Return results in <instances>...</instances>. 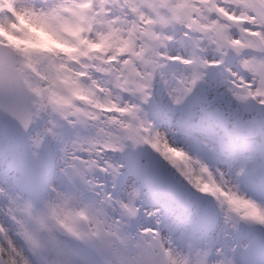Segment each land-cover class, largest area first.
<instances>
[{
	"label": "clouds",
	"instance_id": "9594fccd",
	"mask_svg": "<svg viewBox=\"0 0 264 264\" xmlns=\"http://www.w3.org/2000/svg\"><path fill=\"white\" fill-rule=\"evenodd\" d=\"M197 45L199 56L223 60L237 84L243 77L241 87L254 91L259 77L244 62L264 61V0H0V95L47 136L32 214L0 203L3 259L11 249L17 264H194L189 241L160 225L146 235L149 217L140 212L129 221L121 207L128 192L140 188L143 198L159 181L194 196L220 221L219 239L205 242L213 243L209 264H220L228 247L247 249L238 240L245 229L264 233V130L252 129L242 148L194 138L154 111L153 101L167 97L158 80L151 101L137 91L148 90L153 49L187 58ZM251 103L264 108L259 98ZM78 138L95 142L92 154L84 143L80 159L103 162L86 180L69 177L72 164L83 165L64 151ZM108 162L123 165L116 187L100 170ZM137 169L149 178L138 179ZM20 223L42 246L39 254L19 235Z\"/></svg>",
	"mask_w": 264,
	"mask_h": 264
},
{
	"label": "snow or ice",
	"instance_id": "6c2138e0",
	"mask_svg": "<svg viewBox=\"0 0 264 264\" xmlns=\"http://www.w3.org/2000/svg\"><path fill=\"white\" fill-rule=\"evenodd\" d=\"M223 39L228 42L227 37ZM220 51L226 55L223 46ZM223 65V60L210 62L199 56L198 45L187 58L181 55H160L153 49L146 60L148 71L145 79L148 90L141 84L137 91L144 94L145 102L151 101L158 80L167 90V97L161 96L153 101L154 111L179 124L194 138L214 137L224 147L242 148L252 129L259 127L264 130V108L256 109L251 103L259 98V103L264 105V61L244 62V68L259 77V87L254 91L251 86L241 87L243 77H240L238 85L237 74ZM7 82L9 88H15L11 76ZM3 86L4 75L0 73V89ZM32 124L30 113L14 100L9 99L6 103L0 95V203L8 205L9 213L19 210L29 216L32 214L33 198L38 192V185L45 178L40 149L47 139ZM51 135L56 137L57 133L51 132ZM84 143L90 145L88 152L92 154L95 142L91 140L82 141L78 138L72 141L71 148L64 149L66 157L79 159L83 165L80 167L72 164L70 178L86 180L88 173L103 163L97 159H80L77 153L83 152ZM122 167L108 162L100 170L111 176L113 187H116L122 183ZM135 175L141 180L149 178L145 169L135 170ZM126 182L132 183L131 177ZM121 207L129 221L134 220L140 212L149 217L153 227L145 228L146 235H156L155 226H163L181 240L189 241L190 253L195 255L194 264H209L213 243L205 242L217 241L222 226L194 196L159 181L143 198L140 188L128 192L127 200L122 202ZM12 219H15L14 215ZM19 227V235L28 240L33 251L39 254L42 247L40 243L23 223ZM238 240L247 242V249L228 247V254H225L220 264H234L233 255L235 264H264V233L245 229L239 234ZM220 251L224 252L225 249L221 248ZM9 253L8 260L0 256V264H17L15 252L10 249Z\"/></svg>",
	"mask_w": 264,
	"mask_h": 264
}]
</instances>
